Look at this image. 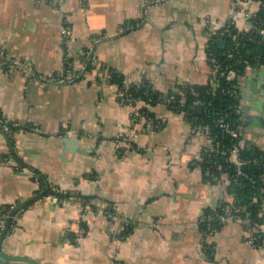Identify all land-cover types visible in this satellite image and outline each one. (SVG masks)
<instances>
[{
	"label": "crops",
	"instance_id": "1",
	"mask_svg": "<svg viewBox=\"0 0 264 264\" xmlns=\"http://www.w3.org/2000/svg\"><path fill=\"white\" fill-rule=\"evenodd\" d=\"M235 5L0 0V50L34 71L0 67V112L18 123L0 129V208L44 191L15 215L7 252L39 264H264V248L246 242L241 219L205 235L208 208L229 197L200 165L206 133L192 132L186 114L166 102L137 105L163 126L132 125L135 106L120 102L112 82L114 72L147 78L167 94L213 81L210 36L229 18L239 30L250 28ZM66 17L73 32L64 44ZM53 76L69 81L46 80ZM238 81L246 145L264 150L263 124L247 130L244 115L250 99L264 100V66L246 70ZM46 184L63 199L45 193ZM81 229L86 232L79 236ZM205 243L214 246L213 258Z\"/></svg>",
	"mask_w": 264,
	"mask_h": 264
},
{
	"label": "trees",
	"instance_id": "2",
	"mask_svg": "<svg viewBox=\"0 0 264 264\" xmlns=\"http://www.w3.org/2000/svg\"><path fill=\"white\" fill-rule=\"evenodd\" d=\"M253 23L256 24L257 28L251 27L245 32L240 31L237 27H234V34L237 36L236 42L238 41L240 43L239 48L237 49L238 53L234 58H228L224 54L225 51L228 49L230 50L234 46L235 40L232 36L224 37L226 41L224 47H221L218 44L220 40L219 34L215 33L210 36L211 38L209 40L208 53H213L217 57L219 73L225 70V74H218L214 80L215 83L214 81H211L207 84L201 85H186L187 92L185 96L178 92V97L185 99V106L183 109L174 108V110L183 111L191 122L196 121L201 125L210 124L216 141L222 138L220 128L218 126V122L221 119H226L231 122H235L236 124H243L239 110V100L237 99V85L239 77L245 74L246 63L249 62L251 64H255L259 61L261 64H264V35L258 32V28H264V5L259 9L258 18L253 21ZM227 68L229 69V72L230 70L234 72L232 74L229 73ZM125 79V74L119 72L113 73L112 82L117 84L118 89H124L137 100L141 99L144 100L145 103L156 104L163 102L165 99V93L158 90L147 78H143L140 81L135 82L131 81L129 82V85L125 83ZM192 88L199 92L197 96L192 94ZM196 98H199L205 105L204 113L202 115H198V117L194 115L191 107L193 100ZM186 109H188V111ZM140 111L153 115V113H151L146 106H141ZM163 124L161 126H163ZM242 155L248 159L254 160L260 158L264 161V150L258 146H252L249 148V146L246 145L242 151ZM216 162L217 164L214 165ZM200 165L209 179L213 178L215 175L221 176L223 173L229 172V182L228 180L214 181H221L222 185L226 187L225 189L227 193L233 196L231 206L238 216H241L242 218L248 216L252 223L259 220V205L256 200H254L257 196L256 188L253 186L251 180L247 178H241L237 183L234 182L233 179L235 176V170L234 167L227 162L226 156L221 154L216 156L214 154L204 153ZM209 165H214L212 166L213 168L210 166V169L212 170L211 172L207 169ZM263 170L264 165H259L253 162L247 166L246 171L250 175L257 176ZM39 178L42 179V183L45 182L43 178ZM45 193H52L60 196L64 195L63 192H57L50 186L47 188ZM80 196L87 200V197L83 195ZM12 209V206H4L0 208V213L9 214ZM222 210L223 204L221 206H217L216 208H208L206 215L208 213H213L217 216L218 213L222 212ZM2 219L5 221V218ZM1 223L3 222L0 221V224ZM202 225L206 236L212 233V228L219 229L222 227L218 221H211L207 218ZM260 235L261 236L258 238V242L264 243V231H260ZM204 248L210 257L213 258L215 251L214 246L212 244L205 243Z\"/></svg>",
	"mask_w": 264,
	"mask_h": 264
},
{
	"label": "built area",
	"instance_id": "3",
	"mask_svg": "<svg viewBox=\"0 0 264 264\" xmlns=\"http://www.w3.org/2000/svg\"><path fill=\"white\" fill-rule=\"evenodd\" d=\"M235 4H236L235 9L241 12L247 18L250 24V28L251 27L257 28L256 24H254L253 21H255L258 18L259 9L261 8V6L264 5V0H235ZM253 4H255L256 7L252 6ZM204 21H206L207 23L209 19L205 18ZM234 27H236L235 20L232 18H229L228 20H226L224 23L220 25L217 31V34L220 35V40L224 39L225 36H232L233 39L235 40L233 48H231L230 50L228 49L227 51L224 52V54L228 58L236 57L238 53L237 49L239 48V44H240L238 41L236 42L237 36L234 34V31H233ZM249 29H244L240 31L245 32ZM61 32H62L63 42L64 44H67L70 41L72 37V32H73L72 26L69 23L67 17L65 18V22H64ZM258 32L264 35V28L263 27L258 28ZM91 58L92 57H89V60ZM209 59L214 67V74L212 78V80L214 81L218 74L224 75L226 71L224 70L221 73H219L218 59L213 53L209 54ZM246 64H247L246 70L264 66V64H261L259 61H257L255 64H251L249 62H247ZM0 67L9 69L11 71L20 70V71H23L27 75L34 74L32 66L28 62L20 60V59H14V58L9 59L6 57V55L4 54L2 50H0ZM228 70L229 69L227 68V71ZM233 72L234 71L230 70L229 73L232 74ZM46 80L56 81V82H66V81H69V78L64 77V76H56V77L53 76L50 78H46ZM131 81L135 82L136 80L130 79L126 76L125 83L129 85V82ZM191 91H192V94L196 96L199 94V92L194 88H192ZM178 92L182 94L183 96H185L187 92V86L186 85L182 86L181 90L179 91L167 92V94H165V99L163 100V102H166L172 109L174 108L183 109L185 106V99L179 98ZM118 94H119L121 103L130 104L132 106H135V110L132 112L131 118H130V122L132 125L137 126L139 124H142L143 129H144V128H158L164 123L163 119L157 118L153 116L152 114H148L146 112L140 111V108H138L137 105L140 102H144V100H141V99L137 100L130 93L126 92L124 89H118ZM196 104L204 105V103L199 98H196L193 100L191 107L193 108V106ZM186 110L188 111V109ZM194 115L198 117V115L196 114ZM0 123H1V129H4V130H9L11 128L18 126L17 122L8 120L1 113H0ZM218 126L220 128V132L222 136V138L218 141H216L214 138V132L210 124L201 125L197 123L196 121H192V132H197L198 130H202L206 133L207 137L209 138L208 140L209 144L206 147H204L202 154L208 153V154H214L216 156L221 154V155L226 156L227 162L234 167L235 176L233 180L235 183L239 182L241 178H247L251 180V182L253 183V186L256 188L257 196L255 197L256 199L254 200H256V202L259 205V210H258L259 220L257 222L252 223L248 216L243 217V218L241 216H238L237 213L233 210V207L231 206L232 201H233V196L231 194H229V197L224 196L222 198V201H221L222 202L221 205L223 204L222 212L218 213L217 216H215L213 213H208L206 215V218L211 221L213 220L218 221L219 224L222 226L236 219H241L246 229V242L253 247L264 248V243L258 242V238L261 236L260 231H264V170L257 176H253L247 173V171L243 169L244 165L248 166L250 163H253V162L259 165H264V161H262L260 158H257L254 160L248 159L242 155V151L246 146L244 124H236L235 122H231L226 119H221L218 122ZM122 138L126 140L128 144L130 145L132 144V141L130 140V138H124V137ZM202 154H201V158H203ZM6 159H8V157H6ZM215 164H217V162L214 163V165ZM214 165H209L207 167V169L210 170L209 172L212 171L210 168ZM229 178H230L229 172H225L221 176L215 175L213 176V178H210V179L211 180H228L229 182L230 180ZM56 191L60 192L58 189ZM54 198L58 201L63 199V197L60 195H54ZM7 215H8L7 213L5 214L0 213V221L3 222L0 224L1 229L4 226V219L2 218H5ZM211 230H212V233H214L218 231L219 229L212 228ZM85 232H86L85 229H81V231L79 232V236H82Z\"/></svg>",
	"mask_w": 264,
	"mask_h": 264
},
{
	"label": "water",
	"instance_id": "4",
	"mask_svg": "<svg viewBox=\"0 0 264 264\" xmlns=\"http://www.w3.org/2000/svg\"><path fill=\"white\" fill-rule=\"evenodd\" d=\"M123 33V32H122ZM219 46L224 47L226 44V41L224 39L219 40L218 42ZM96 48V47H95ZM95 48H93L90 56L93 57ZM237 99H239L240 103H244L242 101L241 95L237 96ZM239 103V105H240ZM245 103H248L247 101ZM247 108L245 111V117L248 119L249 122V128L247 130H250V128H253L256 123H261L264 126V100L263 101H253L250 99L249 103L247 104ZM205 106L203 104H196L193 106L192 111L196 115H202L204 113ZM261 118H263V122H261ZM5 137L8 140V134L6 131H3ZM66 142H68V136L64 138ZM252 147V143L249 144V148ZM244 170H247V165L243 166ZM48 184H46V189L48 188ZM44 194V191L39 193L37 196L30 198L28 200H24L20 204L16 205L10 213L5 217V223L3 228L0 232V264H39L34 258L24 256V255H17L9 253L4 248V241L6 239V236L9 232V229L12 225L13 219L15 215L21 211L24 207H26L31 201L37 200L39 198H42Z\"/></svg>",
	"mask_w": 264,
	"mask_h": 264
},
{
	"label": "rangeland",
	"instance_id": "5",
	"mask_svg": "<svg viewBox=\"0 0 264 264\" xmlns=\"http://www.w3.org/2000/svg\"><path fill=\"white\" fill-rule=\"evenodd\" d=\"M57 190V189H56Z\"/></svg>",
	"mask_w": 264,
	"mask_h": 264
}]
</instances>
